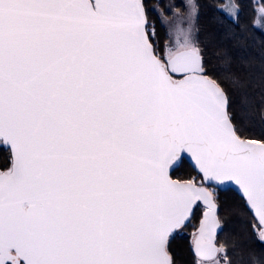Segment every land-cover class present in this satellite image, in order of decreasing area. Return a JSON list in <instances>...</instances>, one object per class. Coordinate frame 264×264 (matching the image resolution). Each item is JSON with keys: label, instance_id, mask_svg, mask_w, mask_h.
<instances>
[{"label": "snow or ice", "instance_id": "obj_1", "mask_svg": "<svg viewBox=\"0 0 264 264\" xmlns=\"http://www.w3.org/2000/svg\"><path fill=\"white\" fill-rule=\"evenodd\" d=\"M178 32L160 49L144 0H0V264H174L170 238L198 209L196 264H232L216 242L229 182L264 241V127L238 134ZM186 155L199 180L170 175Z\"/></svg>", "mask_w": 264, "mask_h": 264}, {"label": "trees", "instance_id": "obj_2", "mask_svg": "<svg viewBox=\"0 0 264 264\" xmlns=\"http://www.w3.org/2000/svg\"><path fill=\"white\" fill-rule=\"evenodd\" d=\"M153 1L146 0V6ZM232 1L240 6L238 19L222 9L225 0H197L196 41L203 50L210 75L227 93L230 110L244 118L238 124L239 134L252 139L264 127V30L258 26L256 0ZM176 5L182 7L181 1ZM148 17L155 25V43L164 49L169 39L166 26L156 11L148 9ZM9 155L6 148L0 147V166L9 164ZM173 176L200 179L187 159ZM218 203L223 223L218 243L227 248L232 264H264V241L253 235L251 213L244 198L232 188L218 189ZM201 211L198 209L191 222L171 239L169 251L174 264H196L191 233L199 225Z\"/></svg>", "mask_w": 264, "mask_h": 264}, {"label": "rangeland", "instance_id": "obj_3", "mask_svg": "<svg viewBox=\"0 0 264 264\" xmlns=\"http://www.w3.org/2000/svg\"><path fill=\"white\" fill-rule=\"evenodd\" d=\"M177 1L178 0H155L149 5V7L146 6L147 11L148 9H154V11L159 14L163 24L166 26L169 39H167L165 45L168 46L174 45L179 34L178 29H183L184 31L190 30L192 33V39L196 40L198 13L192 14L191 17L189 16V5L191 0H179L181 1L182 7H177ZM232 3H234L232 0H225L222 9L233 18V16L230 15L228 11V7ZM256 3L258 8V26L264 30V16H261L259 13V9L264 7V0H256ZM195 4L198 5L197 0H195ZM183 232H186V230L184 229ZM194 232L191 233L192 238Z\"/></svg>", "mask_w": 264, "mask_h": 264}, {"label": "water", "instance_id": "obj_4", "mask_svg": "<svg viewBox=\"0 0 264 264\" xmlns=\"http://www.w3.org/2000/svg\"><path fill=\"white\" fill-rule=\"evenodd\" d=\"M146 2V0H144V3ZM145 6H146V3H145ZM146 11H147V7H146ZM147 15H148V11H147ZM148 19H149V17H148ZM213 78V77H212ZM218 82V81H217ZM222 86V85H221ZM224 89V88H223ZM224 91H225V89H224ZM226 92V91H225ZM227 94V93H226ZM239 134V133H238ZM184 159H187L191 164H192V166L195 168V170L198 172V169L195 167V162H194V160H192L189 156H185V158ZM178 168V167H177ZM176 168V169H177ZM175 169V170H176ZM174 170V171H175ZM0 171H2V169L0 168ZM174 171H172L171 173H170V175L172 176V178L173 179H175V180H181V179H178V178H175L174 176H173V172ZM199 173V172H198ZM201 175V174H200ZM230 188H232V189H234V190H236L241 196H242V194H241V192L239 191V189H238V186H236V185H234L233 183H231V182H229L226 186H219L218 187V189H221V190H228V189H230ZM218 216H219V210H218ZM219 219H220V216H219ZM221 220V219H220ZM221 222H222V220H221ZM222 225H223V223H222ZM222 229H223V226H222V228L221 229H219L218 230V234H217V239H216V242H217V245L219 246V243H218V236H219V234L221 233V231H222ZM182 230V229H181ZM181 230H179L178 232H176L174 235H173V237L177 234V233H179ZM172 237V238H173ZM172 238H170V241H171V239ZM170 243V242H169Z\"/></svg>", "mask_w": 264, "mask_h": 264}, {"label": "flooded vegetation", "instance_id": "obj_5", "mask_svg": "<svg viewBox=\"0 0 264 264\" xmlns=\"http://www.w3.org/2000/svg\"><path fill=\"white\" fill-rule=\"evenodd\" d=\"M190 34H191V37H192V33H191V31H190ZM0 147H2V146H0ZM8 166V165H7ZM0 168L2 169V170H4L5 168H6V166H0Z\"/></svg>", "mask_w": 264, "mask_h": 264}]
</instances>
